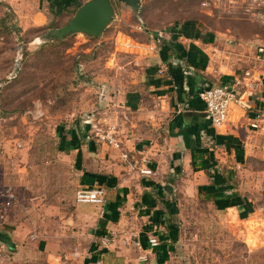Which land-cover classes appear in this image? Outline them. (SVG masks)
<instances>
[{
    "label": "crops",
    "instance_id": "0c3cea01",
    "mask_svg": "<svg viewBox=\"0 0 264 264\" xmlns=\"http://www.w3.org/2000/svg\"><path fill=\"white\" fill-rule=\"evenodd\" d=\"M0 6L32 28L46 24L40 0H0ZM162 41L167 44L126 87L110 89L116 110L129 117V125L114 133L118 148L93 138L86 119L83 126L56 129L53 155L61 154L62 170L74 177L70 193L61 190L57 162L36 164L40 176L24 164L5 166L0 264H174L184 231L182 202L201 200L241 223L257 213L255 193L245 184H264V62L256 58L264 45L252 51V61L230 66L212 64L213 36ZM243 71L251 73L255 91L230 108L222 127L213 128L199 93L232 83ZM101 114H94L98 121ZM96 187L105 189L104 204L76 202L77 191Z\"/></svg>",
    "mask_w": 264,
    "mask_h": 264
},
{
    "label": "rangeland",
    "instance_id": "374dc122",
    "mask_svg": "<svg viewBox=\"0 0 264 264\" xmlns=\"http://www.w3.org/2000/svg\"><path fill=\"white\" fill-rule=\"evenodd\" d=\"M139 1L136 15L112 0L115 18L101 37L74 34L62 40H52L51 36L45 40L43 36L65 25L73 12L50 13L48 3L40 0V8L45 5L46 24L32 28L28 19L12 17L0 6V174L6 165L19 163L40 176L36 164L57 162L61 190L70 193L74 177L66 168L62 170L65 162L61 154L53 155L58 142L56 129L83 126L85 122L80 120L86 119L91 136L99 140L94 135L98 129L114 136L118 128H126L129 117L116 110L115 94L110 89L126 87L143 62L161 47L162 40L187 39L181 34L186 22L194 23L202 35L194 39L215 37L213 65L250 62L252 51L264 45V0ZM108 84L110 88L104 87L102 96L100 89ZM99 101L105 102L102 107ZM98 111L101 121L94 115H100ZM262 157L264 161V154ZM246 174L252 177L253 173ZM55 178L53 183L58 176ZM259 179L264 183V173ZM245 185L255 193L257 211L246 222L215 212L198 199L182 202L184 231L180 258L174 264H264V184L261 189ZM43 191L45 187L40 188L41 194L46 193ZM2 193L0 181V203Z\"/></svg>",
    "mask_w": 264,
    "mask_h": 264
},
{
    "label": "built area",
    "instance_id": "2783aa9c",
    "mask_svg": "<svg viewBox=\"0 0 264 264\" xmlns=\"http://www.w3.org/2000/svg\"><path fill=\"white\" fill-rule=\"evenodd\" d=\"M256 58L264 62V46L257 49ZM255 89L256 84L251 81V73L248 71L244 72L241 77L234 79L232 83L220 84L203 89L199 93V97L204 104L205 113L210 119L211 126L213 128L222 127L227 122L230 108L233 105H243V96L254 92ZM257 119H260V116H257ZM250 126L253 129L258 127L255 123ZM94 135L100 141L106 142L116 148L119 147L118 142L111 133H101L98 129ZM141 173L149 174L150 171L142 170ZM105 195V189L102 187L81 189L77 191L76 202L102 205L105 202ZM149 244L151 247H155L157 245L156 239H150Z\"/></svg>",
    "mask_w": 264,
    "mask_h": 264
},
{
    "label": "water",
    "instance_id": "95a60500",
    "mask_svg": "<svg viewBox=\"0 0 264 264\" xmlns=\"http://www.w3.org/2000/svg\"><path fill=\"white\" fill-rule=\"evenodd\" d=\"M123 6L131 8L136 15L139 10V0H117ZM115 18V8L112 0H86L76 9L69 21L54 30H50L43 39L62 40L74 34H82L99 38Z\"/></svg>",
    "mask_w": 264,
    "mask_h": 264
},
{
    "label": "trees",
    "instance_id": "16d2710c",
    "mask_svg": "<svg viewBox=\"0 0 264 264\" xmlns=\"http://www.w3.org/2000/svg\"><path fill=\"white\" fill-rule=\"evenodd\" d=\"M48 3V9L50 13L57 14L58 12H75L77 8L81 6L83 2L80 0H45ZM58 13V14H59ZM10 14V13H9ZM7 15L6 17H9ZM7 30L11 31L8 29ZM184 37L194 39V38H201L202 35L196 29L195 24L192 22H186L183 26V31L181 33ZM167 44L166 41H162V45Z\"/></svg>",
    "mask_w": 264,
    "mask_h": 264
}]
</instances>
